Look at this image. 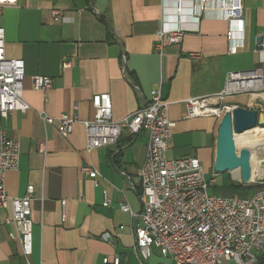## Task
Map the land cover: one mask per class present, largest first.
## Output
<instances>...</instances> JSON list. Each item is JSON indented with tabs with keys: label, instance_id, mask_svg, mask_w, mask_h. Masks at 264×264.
Instances as JSON below:
<instances>
[{
	"label": "crops",
	"instance_id": "obj_1",
	"mask_svg": "<svg viewBox=\"0 0 264 264\" xmlns=\"http://www.w3.org/2000/svg\"><path fill=\"white\" fill-rule=\"evenodd\" d=\"M196 4L199 11L200 0ZM54 10L61 15L54 17ZM243 10L245 38L234 54L218 0L206 3L197 32L162 50L157 37L163 27L162 0H19L18 6L3 9L6 56L25 62L23 98L30 105L27 113L0 120L21 147L19 167L6 172L5 187L10 196L23 197L34 186L35 200L28 258L15 226L6 220L11 209L0 210V264H104L115 257L120 264H139L132 217L121 207L127 204L135 214L142 210L138 172L146 161L148 134L126 132L118 144L89 152L82 123H75L65 138L58 121L47 124L44 116L92 121L93 97L108 93L118 121L147 104L160 86L175 123L166 157L198 158L208 173L214 168L221 121L185 119L186 101L218 95L231 72L264 69V54L256 47V37L264 33V0H243ZM183 22L193 25L189 17ZM168 23L177 22L171 17ZM37 75L50 77L52 89L35 90ZM226 104L257 110V131L264 129V92L228 97ZM85 166L99 173L98 185L81 173ZM255 174L264 178V170ZM259 185H244L238 171L229 173L227 186L233 192L225 198H252ZM253 254L262 261L264 244ZM146 264L172 261L154 248Z\"/></svg>",
	"mask_w": 264,
	"mask_h": 264
},
{
	"label": "built area",
	"instance_id": "obj_2",
	"mask_svg": "<svg viewBox=\"0 0 264 264\" xmlns=\"http://www.w3.org/2000/svg\"><path fill=\"white\" fill-rule=\"evenodd\" d=\"M162 0L163 27L158 33V48L166 44L178 45L186 33L197 32L208 0ZM19 0H0V14L5 7L18 6ZM171 12L172 15H168ZM243 0H218L220 20L229 24L227 33L230 52L236 53L245 38ZM54 17L61 15L53 11ZM171 17L177 22L169 24ZM190 18L192 26L184 24ZM257 53L264 54V33L256 37ZM264 65V62H263ZM70 66L65 63V68ZM264 69L231 72L224 89L216 96L186 101L185 119L213 117L223 119L235 107L226 104L228 97L264 92ZM25 62L6 56L5 29L0 27V120L14 112L27 113L30 105L23 98ZM33 87L48 91L53 81L47 76H34ZM95 116L92 121H79L66 115L54 119L47 115V124L58 121L59 133L67 138L75 123L86 130L89 152L118 144L127 132L132 136L148 134L149 143L144 166L139 170V214L122 205L121 210L132 217L135 238L134 253L139 264H146L153 249L172 264H257L253 250L264 244V189L252 198H225L209 193L213 182L206 179V171L198 158L169 160L166 153L175 127L168 117L169 103L163 100L161 87L151 92V100L135 113L115 121L112 117V97L108 93L92 99ZM77 109V106L75 107ZM21 160L20 144L11 139L0 122V210L11 209L7 218L18 233L23 254L33 252L32 202L34 186L23 197H12L5 187V174L17 169ZM81 173L98 185L99 173L92 167H82ZM133 189H135L133 187ZM107 199L105 206H109ZM14 234L11 238H14ZM106 239H109L106 237ZM104 264H120V258H106Z\"/></svg>",
	"mask_w": 264,
	"mask_h": 264
},
{
	"label": "water",
	"instance_id": "obj_3",
	"mask_svg": "<svg viewBox=\"0 0 264 264\" xmlns=\"http://www.w3.org/2000/svg\"><path fill=\"white\" fill-rule=\"evenodd\" d=\"M259 112L253 109L235 108L227 114L220 123L217 137V152L214 162L216 174L238 171L244 185L252 183V152L244 148L237 152L235 134L259 128Z\"/></svg>",
	"mask_w": 264,
	"mask_h": 264
},
{
	"label": "rangeland",
	"instance_id": "obj_4",
	"mask_svg": "<svg viewBox=\"0 0 264 264\" xmlns=\"http://www.w3.org/2000/svg\"><path fill=\"white\" fill-rule=\"evenodd\" d=\"M221 121V119H220ZM220 123V122H219ZM262 131V130H259ZM257 130L251 131V132H259ZM241 137L236 136V143L238 146L239 151H241L244 147L241 144ZM253 156H254V168L255 170H264V154L260 151V150H254L253 152ZM258 177V175H257ZM255 178L252 182H254V184H260L258 187H260V189H264V178L263 179H259V178ZM206 179L211 182L213 179L215 180L213 182L212 187H210L209 193L212 196H217V197H228L230 196L231 192H233L230 188H228V184H229V173H225V174H219L217 175L214 168L209 171L208 173H206Z\"/></svg>",
	"mask_w": 264,
	"mask_h": 264
},
{
	"label": "bare ground",
	"instance_id": "obj_5",
	"mask_svg": "<svg viewBox=\"0 0 264 264\" xmlns=\"http://www.w3.org/2000/svg\"><path fill=\"white\" fill-rule=\"evenodd\" d=\"M257 129H259V128H257ZM257 129H255V130H257ZM252 131H254V130H252ZM236 136H237V138L241 137L242 146L244 148L250 149L252 152V158H251L252 180L251 181H253L256 177V174H257V173L255 174L253 152H254V150H260L264 154V131H259V132L249 131V132H246L244 134H235V143H236ZM237 144L238 143H236V148L238 149ZM237 152H239V150H237Z\"/></svg>",
	"mask_w": 264,
	"mask_h": 264
},
{
	"label": "trees",
	"instance_id": "obj_6",
	"mask_svg": "<svg viewBox=\"0 0 264 264\" xmlns=\"http://www.w3.org/2000/svg\"><path fill=\"white\" fill-rule=\"evenodd\" d=\"M262 130H264V129H262ZM235 187L240 189V190H242V186L241 185H238V186H235ZM259 189H260V187H259ZM257 264H264V259L262 261H260V262L258 261Z\"/></svg>",
	"mask_w": 264,
	"mask_h": 264
}]
</instances>
